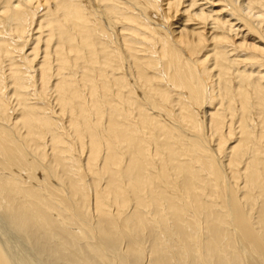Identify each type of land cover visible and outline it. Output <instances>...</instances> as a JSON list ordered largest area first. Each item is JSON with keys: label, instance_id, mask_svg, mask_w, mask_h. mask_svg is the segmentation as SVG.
<instances>
[{"label": "bare ground", "instance_id": "1", "mask_svg": "<svg viewBox=\"0 0 264 264\" xmlns=\"http://www.w3.org/2000/svg\"><path fill=\"white\" fill-rule=\"evenodd\" d=\"M0 264H264V0H0Z\"/></svg>", "mask_w": 264, "mask_h": 264}]
</instances>
